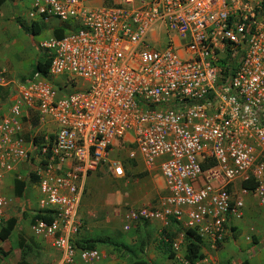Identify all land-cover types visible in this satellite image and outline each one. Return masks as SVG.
Segmentation results:
<instances>
[{
  "label": "built area",
  "instance_id": "built-area-1",
  "mask_svg": "<svg viewBox=\"0 0 264 264\" xmlns=\"http://www.w3.org/2000/svg\"><path fill=\"white\" fill-rule=\"evenodd\" d=\"M26 19L68 28L41 44L46 74L0 72V227L25 182L52 216L31 224L55 251L47 264H100L105 252L77 244L79 207L89 175L124 177L117 143L163 184L126 219L175 222L174 252L187 230L215 250L250 198L264 208V0H29Z\"/></svg>",
  "mask_w": 264,
  "mask_h": 264
},
{
  "label": "rangeland",
  "instance_id": "rangeland-1",
  "mask_svg": "<svg viewBox=\"0 0 264 264\" xmlns=\"http://www.w3.org/2000/svg\"><path fill=\"white\" fill-rule=\"evenodd\" d=\"M28 1H25V4ZM54 24L52 30L61 26L68 28L65 23L54 21ZM24 32L33 50L20 47L10 52L6 48L5 55L11 58L16 55L14 61L24 58L25 72L31 74H25L27 77H22L21 80H28L33 76L37 62L44 63L48 60V54L42 50L41 44L49 40L52 34L44 27L43 35H33L30 26ZM13 67L16 68L15 65ZM1 96L4 97L3 93ZM112 159L121 163L124 177L114 178L109 168L103 166L87 178L80 203L84 226L79 242L104 251L107 257L109 256L105 262L110 264H188L187 238L179 252L173 253L163 245L164 238H176L183 233L178 226L164 227L158 222H137L134 226L126 219L131 208L155 205L161 181H155L154 177L158 178L157 176L150 177L144 166L129 160L127 149L120 143L115 144ZM32 190L29 187L17 197L14 195L13 184L10 185L12 215L9 220L15 221V228L5 242L0 241V264H47L53 260L54 254L50 245L38 242L31 232V221L36 211ZM256 202L250 198L241 211L239 220H243L246 225L228 226L227 229L231 232L224 241L231 237L229 250H225L224 242L216 246L215 250L211 249L208 243H202L201 250L207 257L208 264H241L245 252L262 240L264 208H260ZM126 225L130 226L129 230L124 229ZM169 249L173 256H170Z\"/></svg>",
  "mask_w": 264,
  "mask_h": 264
},
{
  "label": "crops",
  "instance_id": "crops-1",
  "mask_svg": "<svg viewBox=\"0 0 264 264\" xmlns=\"http://www.w3.org/2000/svg\"><path fill=\"white\" fill-rule=\"evenodd\" d=\"M25 1L27 2V0H0V72L4 73V77L6 78V80L12 78L21 79L22 77L26 78L29 74H31L25 72L26 67L25 65L23 66L24 58L14 61L16 55L12 53V55H14V58L5 55L7 50L8 51L10 50V52H12L13 50L15 51L17 48L20 47H22L23 49L33 50L32 45L27 40V37L24 32V30H27V27H29L28 24L24 23L26 19V11H27V5L25 4ZM42 24L44 25L42 26L39 35L44 34L42 32L43 27L50 29L51 27L55 26V25H50L51 24L50 22H46ZM49 31L51 32L50 34H52V30L50 29ZM4 38L6 39L5 41ZM6 48L8 49L6 50ZM14 65L16 66V68L13 67ZM25 74L27 76H25ZM2 93L4 97L1 96ZM9 93H10L9 87L6 88L0 87V116L4 112H6L9 106V102H8ZM154 179L156 181L159 178L154 177ZM159 180L161 181V179ZM162 190H163V184L161 181V188L160 190L158 189L159 195L160 193H162ZM230 224L232 226H238V227L239 226L243 227L244 225H246L243 222V220L240 221L238 219H235L234 217L228 218V224L226 225V227L228 228ZM227 231H228L227 233L228 236V234L231 231H229V229H227ZM261 237L262 240L258 244H256L255 246H251L250 249L245 252L241 264L244 261H246L248 264H264V236ZM231 242H232L231 237L229 236L228 240L224 241V243H226L224 246L225 250H229L230 245L228 243ZM105 256H106L105 259L100 264H110V262H105L107 261L109 256L107 257L106 253Z\"/></svg>",
  "mask_w": 264,
  "mask_h": 264
},
{
  "label": "trees",
  "instance_id": "trees-1",
  "mask_svg": "<svg viewBox=\"0 0 264 264\" xmlns=\"http://www.w3.org/2000/svg\"><path fill=\"white\" fill-rule=\"evenodd\" d=\"M55 22H57V21H55ZM24 23L28 24L32 28L33 35L37 36L41 32L42 26L44 25L42 23H46V22L33 23L27 19L26 22H24ZM50 23H51L50 25H55L54 21H51ZM53 27H51L50 29L52 30ZM66 30H67V27H62V26L59 28L57 27L54 30H52V35L54 38H61ZM49 64H50V58L49 57H48V60L44 63L37 62V64L34 66L32 75L37 74V73L46 74L48 67H49ZM242 186L247 187V188L253 187L252 183H250V182L249 183L243 182ZM27 188H29V186L25 182H15L14 183V195H16L17 197L21 196ZM34 219H40L47 224H50L52 222V216H49L47 214H43V215L37 214L34 216L33 220ZM174 224H175V222H173L171 220L170 225H174ZM14 228H15V221L13 219L8 220V222H6L5 227L0 230V241L5 242L8 239V237L10 236L11 232L14 230ZM185 234H186V238L188 239V245L186 247L187 261L191 264H194L195 262L201 261L204 258V255H203L202 250H201L203 241L201 240V238H199L195 234V232H193L191 230L186 231ZM163 243H164L163 245L165 246V248L168 247L172 250V246H171L172 243H171L170 236L165 238ZM82 247H84L86 249H93L94 248V246L90 245V244H86L84 246L82 245ZM170 249H169L170 256H173V254H172L173 250L171 252ZM242 264H248V263L246 261H244Z\"/></svg>",
  "mask_w": 264,
  "mask_h": 264
},
{
  "label": "clouds",
  "instance_id": "clouds-1",
  "mask_svg": "<svg viewBox=\"0 0 264 264\" xmlns=\"http://www.w3.org/2000/svg\"><path fill=\"white\" fill-rule=\"evenodd\" d=\"M28 3H26V5H27ZM26 20L27 19H25V22H26ZM53 35H51V37H52ZM135 162V161H134ZM139 163V162H138ZM139 164H141V163H139ZM142 165V164H141ZM143 166V165H142ZM101 169V168H100ZM100 169H98V170H100ZM97 172V171H96ZM95 172V173H96ZM94 173V174H95ZM92 175V174H91ZM90 176V175H89ZM88 176V177H89ZM87 177V178H88ZM87 180V179H86ZM85 184H86V181H85ZM85 186V185H84ZM13 188H14V185H13ZM9 190H10V188H9ZM33 191V190H32ZM83 191H84V189H83ZM254 200V199H253ZM242 211V210H241ZM79 212H80V207H79ZM39 215V214H41V215H43L42 213H37V211H35L34 213H33V215L35 216V215ZM34 216H33V218H34ZM80 216L82 217V215H81V213H80ZM10 218V217H9ZM9 218L6 220V222L9 220ZM83 219V218H82ZM34 220H36V219H34ZM33 219H32V221H31V224L33 223V221H34ZM84 221V220H83ZM6 222L4 223V225L2 226V227H0V230L2 229V228H4L5 227V225H6ZM174 225H176V224H174ZM84 226V225H83ZM177 226V225H176ZM180 230H181V228H179ZM226 230H227V227H226ZM188 231V230H187ZM32 232V231H31ZM82 233H83V230H82ZM81 233V234H82ZM186 233V232H185ZM33 234V233H32ZM186 235V234H185ZM35 238V237H34ZM171 238V237H170ZM36 239V238H35ZM165 239V238H164ZM171 239H173V238H171ZM37 240V239H36ZM38 242H43V243H46V244H48V245H50V243H47V242H45V241H39V240H37ZM203 243H205L204 241H203ZM77 244L80 246V247H82V245L84 246L85 244H83V243H81V242H79V237H78V241H77ZM50 247H51V245H50ZM82 248H84V247H82ZM51 249H52V252H53V254H54V257H53V259H55L56 258V256H55V251L53 250V248L51 247ZM86 249V248H85ZM93 249H95V247L93 248ZM99 249V248H98ZM100 250V249H99ZM102 251V250H101ZM104 252V251H103ZM174 252V251H173ZM204 255V254H203ZM204 258H207V257H205L204 256ZM187 263H189L188 261H187ZM191 264V263H190Z\"/></svg>",
  "mask_w": 264,
  "mask_h": 264
}]
</instances>
